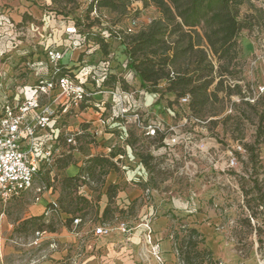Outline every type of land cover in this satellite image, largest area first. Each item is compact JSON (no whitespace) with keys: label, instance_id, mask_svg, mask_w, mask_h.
Segmentation results:
<instances>
[{"label":"rangeland","instance_id":"374dc122","mask_svg":"<svg viewBox=\"0 0 264 264\" xmlns=\"http://www.w3.org/2000/svg\"><path fill=\"white\" fill-rule=\"evenodd\" d=\"M91 1L0 0V16L9 21L0 25V52L5 53L2 69L6 73L0 103L22 85L39 79L42 70L35 65L44 60L43 46L59 39L68 24L92 23L95 31L108 34L133 28L136 34L160 18L156 8L143 9L137 0L125 16L105 10L100 19H88ZM133 17H137L136 26H132ZM240 18L251 27L238 39L240 52L232 75H216L212 91L223 82L218 99L206 105L198 117L201 123L187 128L186 132L193 133L194 145L178 149L176 155L161 151L152 156L150 146L141 142L140 130L134 126H129V140L117 129L116 139L103 136L95 140L85 132L77 138L76 147L63 148L72 153L73 165L68 169H60L57 163L43 167L33 191L6 205L0 202V264H183L177 250L184 248L188 229L199 231L201 236L196 240H204L200 250L211 251L217 264H264L260 249L264 207L259 206L264 196V0L246 1ZM121 52L122 46L114 41L111 53L118 57L114 68L124 59ZM126 71L124 77L132 83L133 72L130 68ZM231 81L240 83L232 92ZM134 83L130 85L141 89ZM151 97L152 105H157L152 109L154 117L174 125L182 120L178 103L170 105L176 99L174 94L168 93L161 100L160 95L150 94L148 99ZM104 106L106 110L90 105L82 114L72 112L69 124L74 129H88L96 112L110 118L112 107ZM246 147H253L252 156ZM112 151H125L126 155L113 160L118 169L108 175L86 176L79 182L80 205L75 212L58 209L44 216L49 204L58 203L66 177L76 176L92 157H109ZM140 156L153 158L145 165ZM232 157L237 165L228 168ZM141 163L144 169L137 172ZM126 168L136 172L132 174L136 182L128 181L131 178ZM114 173L116 180L111 184L108 177ZM110 185H117L118 193L110 213L104 216ZM35 217L40 220L23 226ZM76 217L82 220L79 227L69 223ZM100 226L109 229V234L96 236L95 229Z\"/></svg>","mask_w":264,"mask_h":264},{"label":"built area","instance_id":"2783aa9c","mask_svg":"<svg viewBox=\"0 0 264 264\" xmlns=\"http://www.w3.org/2000/svg\"><path fill=\"white\" fill-rule=\"evenodd\" d=\"M101 15L97 9L92 12V18L100 19ZM137 22V19H132V26H136ZM8 23V20L0 16L1 26ZM113 33L118 41H122L124 34H134L133 28L126 32ZM102 35L108 41L113 40L108 33L103 32ZM43 48L44 60L37 61L35 65L42 70L39 79L34 84L22 85L15 95L7 97L0 103L2 204L6 205L33 191L43 167L52 166L62 156L64 144L77 146V138L83 132L80 128L74 129L66 121L72 112L79 114L90 105L103 107L104 110H106L104 105L112 107L110 118H105L102 113L97 119H91L88 132L95 140L112 134L118 128L124 132L123 137L128 138L127 128L134 126L140 130L144 139L153 144V151L159 149L170 156L176 155L178 149H188L194 145L193 133L186 131L192 124L201 121L190 117L186 107L190 102L189 97L180 100V106L184 110L180 112L182 120L176 125L166 123L162 119H153L142 108L144 91L132 87L126 90L120 84L105 85L111 76H119L129 82L124 77L126 70L129 69L126 57L120 61L121 64L117 68H114L112 64L118 57L113 56V53L105 57L99 46L91 41L86 42V38L72 24L65 27L59 39L44 45ZM76 51H80V55L97 52L101 59L93 64L80 56L74 59L72 55ZM4 56L5 53L0 52V92L3 88L2 78L6 75L2 69ZM65 68L70 73L64 74ZM238 84L240 83L237 81H231L229 85L234 88ZM115 147L116 145H112L111 149ZM236 165L235 157L227 162L228 168H234ZM53 212L55 210L46 208L44 216L49 217ZM81 224V219H75L73 222L76 227ZM123 230L127 231L125 225ZM109 231L100 226L95 229V235L106 236ZM40 235L41 233L37 232V236ZM157 259L162 262L159 256Z\"/></svg>","mask_w":264,"mask_h":264},{"label":"trees","instance_id":"16d2710c","mask_svg":"<svg viewBox=\"0 0 264 264\" xmlns=\"http://www.w3.org/2000/svg\"><path fill=\"white\" fill-rule=\"evenodd\" d=\"M53 1L72 4L76 0ZM135 1L137 0H92L87 18L92 17L95 9L101 14L108 10L125 16ZM139 1L143 9L156 8L160 13V18L139 33L123 36L122 41L115 39L114 33L110 34L113 40L108 41L102 35V31L98 32L93 29L92 23L88 25L79 22L71 24L86 38V42L91 41L98 45L105 57L112 54L111 48L114 41L119 42L130 70L141 82L142 91L160 95L159 100L168 93L174 94L176 99L171 101L170 105L178 103L180 106V100L189 97L190 102L186 107L190 117L198 119L209 101L218 99V91L223 82L220 81L217 89L212 91L217 73L223 74L220 77L226 74L232 75L240 52L238 39L242 31L251 27L248 21L240 18L241 7L248 0ZM132 19H137V17ZM64 70V74L70 73L68 69ZM118 84L126 90L131 88L130 84L119 76H111L105 83L106 86ZM163 86L164 89H162ZM235 87L239 88L237 85ZM229 91L232 92L230 85ZM180 108L179 113L184 110L181 106ZM262 120L264 122V117ZM64 147L67 146L64 144ZM246 149L251 156L254 154L253 147H246ZM124 155H126L125 151L121 153L112 151L109 157L95 156L89 159L76 176L64 179L58 203L49 204L47 209L55 211L62 209L68 214L75 212L80 205L77 200L79 182L85 180L86 176L97 178L100 174L108 175L112 169H118L113 160ZM140 158L145 165L151 159V157L144 156ZM56 163L60 169H68L73 165V155L70 150L62 149V156L57 159ZM98 170H100L99 173ZM117 193L118 186L110 185L107 191L109 205L104 211V216L110 213V205ZM83 200L87 204L90 203ZM259 206L264 207V196L261 197ZM75 219H69V223L73 224ZM38 220L40 218L37 217L26 220L23 226L34 224ZM188 231L187 241L183 239L184 248L180 247L181 249L177 250L183 264H217L211 251L200 250L199 247L204 244V240H196L201 236L199 231L197 229H188ZM262 244L260 249L264 252V243ZM204 256H207V259Z\"/></svg>","mask_w":264,"mask_h":264},{"label":"crops","instance_id":"0c3cea01","mask_svg":"<svg viewBox=\"0 0 264 264\" xmlns=\"http://www.w3.org/2000/svg\"><path fill=\"white\" fill-rule=\"evenodd\" d=\"M62 34V33H61ZM51 42V41H50ZM80 51H76V52H74L73 53V58H75V59H77L79 56H80V58H82L83 60H88V61H91L92 63H94V62H98L100 59H101V55L99 54V53H94V54H91V55H88V54H82V55H80ZM120 56H121V58H125V55L121 52V54H120ZM131 75V74H130ZM133 80V81H132ZM136 80V81H135ZM134 81H135V83H134ZM130 82V81H129ZM128 82V83H129ZM131 82L132 83H134V84H138V85H140L141 86V82H140V80L138 79V78H135L134 77V73H133V76H131ZM132 83H129V84H132ZM130 87H132V88H134V89H138V88H135L134 86H132V85H130ZM154 95V94H153ZM148 96H150V94H148V93H145L144 92V96H143V103H144V105H142V108H143V111L145 112V113H147L148 114V116H150V117H154L153 116V111H152V109L154 108V107H157V105H152V97L150 98V99H148ZM86 109V108H85ZM84 109V110H85ZM83 110V111H84ZM82 111V112H83ZM82 112L81 113H79V114H82ZM100 115V113L99 112H96V115L94 116V117H91L90 119H97V117ZM175 114H172V118H175ZM70 118V116L67 118V123L69 122L68 121V119ZM153 119H161L160 117H158L157 115H156V117H154ZM91 122V120L89 121V123ZM69 124V123H68ZM81 130H82V132H84V134H85V132H88L89 131V128L87 129H82L81 128ZM117 130H119V131H121L122 129H117ZM127 130H128V134H129V137L128 138H126V139H130V137H131V135H132V132H131V129H130V127H128L127 128ZM114 132L115 131H113V133L112 134H107V135H105L106 136V138H108V139H110V138H114V139H116V137H115V134H114ZM108 136V137H107ZM140 138H141V142L142 143H144V145L146 146H150V154L152 155V156H156V155H158V154H161V151L162 150H159V149H157V150H155V151H153V144L150 142V141H147L146 139H144V137L142 136V135H140ZM127 140V141H128ZM112 145H115V144H112ZM112 147V146H111ZM128 148L130 149V150H132V148H131V146L130 145H128ZM131 156H132V151H131ZM151 156V157H152ZM178 156V155H177ZM153 158V157H152ZM141 159V158H140ZM142 161V160H141ZM143 163V162H142ZM141 163V167H139L138 168V170H137V172L138 171H141V170H143L144 169V166H143V164ZM124 170H126L127 171V175H128V177L129 178H131V179H129L128 181H132V182H136V178L134 177V176H132V174L133 175H135V171H133V170H128L127 168L126 169H124ZM112 174V173H111ZM109 175V181L111 182V184L112 183H114L115 182V180H116V177H115V173H114V176H112V175ZM132 176V177H131ZM134 196H138L137 195V193H134Z\"/></svg>","mask_w":264,"mask_h":264}]
</instances>
